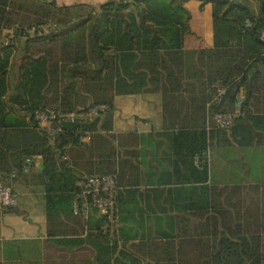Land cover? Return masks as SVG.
I'll use <instances>...</instances> for the list:
<instances>
[{
	"label": "trees",
	"instance_id": "obj_1",
	"mask_svg": "<svg viewBox=\"0 0 264 264\" xmlns=\"http://www.w3.org/2000/svg\"><path fill=\"white\" fill-rule=\"evenodd\" d=\"M195 1L213 7L207 48L186 49L190 15L178 0L95 7L0 0V39L12 32L25 40L13 93V45L0 47V174L19 171L27 157L41 159L39 172L15 183L41 188L48 238L41 260L2 261L0 247V264H264V183L209 184L208 162L211 147H264L258 35L264 18L234 0ZM247 20L253 23L244 29ZM218 84L225 95L211 103ZM140 93L160 95L170 152L169 178L153 182L156 187L142 181V191L130 179L139 173L130 160L135 151L127 150L138 147L139 136L112 133L114 97ZM239 93L244 100L234 126L219 130L211 123L207 130L213 114L233 111ZM88 99L85 108L107 105L109 111L92 123L67 125L54 138L32 119L39 108L73 112ZM87 131L90 141L82 145ZM94 174L115 175L120 188L113 242L101 234L97 212L86 224L72 214L80 176Z\"/></svg>",
	"mask_w": 264,
	"mask_h": 264
},
{
	"label": "crops",
	"instance_id": "obj_2",
	"mask_svg": "<svg viewBox=\"0 0 264 264\" xmlns=\"http://www.w3.org/2000/svg\"><path fill=\"white\" fill-rule=\"evenodd\" d=\"M60 6H71L75 4H85L90 6H99L110 1L116 0H54ZM190 3H184V7L193 12L190 17V34L185 38L186 49H201L213 46L212 19H210L211 30L207 34H200L204 26V17L200 16L197 9L190 8ZM197 12V14L194 13ZM197 32V33H195ZM114 110L112 112V133L114 134H137L139 136V145L137 148L127 149L135 151L130 160L139 164V173L137 176L131 175V180H139L137 187L140 191L146 186L142 181L150 182V187H156L153 182L165 176L169 178L168 160L170 159L169 142L164 136V122L161 107V97L157 93H140L134 95H118L113 99ZM262 147V146H258ZM252 147L251 149L258 148ZM122 149L120 152L123 153ZM124 155V154H123ZM238 156V155H237ZM39 163L41 159L37 157ZM209 162V150H208ZM247 165V162L245 163ZM225 164L224 166H226ZM228 166V165H227ZM228 168L234 169L233 165ZM249 169V168H248ZM228 170V169H227ZM40 171V170H39ZM37 171V172H39ZM249 173L240 175L218 174L220 178L216 181H222L220 184H263L264 182H254V177L260 174L259 169L254 172L253 168ZM226 174V176H224ZM259 175V176H260ZM244 177L248 178L246 181ZM210 178V162H209ZM126 180V179H125ZM228 180V181H226ZM209 184H211L209 179ZM215 184V185H220ZM168 186H166L167 188ZM14 191L18 195V208L11 209L0 215V247L2 261H38L43 257V246L47 238V222L43 201V193L40 187L16 182L13 185ZM143 206V205H141ZM144 207V206H143ZM145 219L146 216H144ZM147 224V223H146Z\"/></svg>",
	"mask_w": 264,
	"mask_h": 264
},
{
	"label": "built area",
	"instance_id": "obj_3",
	"mask_svg": "<svg viewBox=\"0 0 264 264\" xmlns=\"http://www.w3.org/2000/svg\"><path fill=\"white\" fill-rule=\"evenodd\" d=\"M256 6L254 18L259 14L264 18V0H247ZM258 8L260 10H258ZM252 21H245L243 28L252 26ZM259 39L264 43V27L258 30ZM226 89L221 84L216 85V94L211 103H220L223 100ZM244 97L239 93L236 97L234 109L231 112L215 113L207 119V130L212 129L211 123L216 129L229 130L241 116V106ZM109 111L107 105H92L87 108L78 109L73 112H63L55 106H46L35 110L32 119L49 138H54L63 131L64 127L73 124H88L100 118ZM81 144L86 145L90 141V133L84 132L81 136ZM41 163L37 157L24 159L19 171H12L6 177L0 174V215L5 211L18 206V195L13 189L15 181L20 175H27L40 170ZM115 175L94 174L80 176L76 191L73 195L72 214L79 217L86 224L91 215L97 212L103 218L101 234L110 242L118 240L119 230V208L118 191Z\"/></svg>",
	"mask_w": 264,
	"mask_h": 264
},
{
	"label": "rangeland",
	"instance_id": "obj_4",
	"mask_svg": "<svg viewBox=\"0 0 264 264\" xmlns=\"http://www.w3.org/2000/svg\"><path fill=\"white\" fill-rule=\"evenodd\" d=\"M178 1L181 3L186 2V1L184 2V0H178ZM234 1L248 5L252 9V12L255 13L256 6L253 3L247 0H234ZM187 2L190 3L189 4L190 8H192V6L199 7V5H201V3L195 0H188ZM202 7L204 8L203 10L197 9L198 13L201 14L200 16L204 17V26L203 29H201L202 31L200 32V34H207V32L211 30L212 23L210 24L209 22L210 19H212L213 7L209 4L204 5ZM188 12L190 17H192L193 12L190 10ZM194 13L197 14V12L195 11ZM212 33H213V26H212ZM24 41L25 40L23 38H15L12 32L5 33L3 38L0 39V47H10L9 45H13L10 47L12 54L10 58V70L8 75L10 93H13V88L19 81V67L21 64V60L25 48ZM91 103H92L91 99H88L86 105L81 106L79 109H83L86 106L90 105ZM102 118L103 116L100 117V119ZM242 156H244L247 165H245ZM209 162H210V182L213 185L222 183V181L219 182L216 181L218 180V178H220V176L218 175L220 173L224 174L225 172L228 171L227 172L228 176L232 175L231 173L245 175L246 172L248 173L250 172L249 171L250 168H253L255 173L256 170L259 169V172L262 174V175L259 174L260 176L257 174L256 177H254L255 179L254 182H259V181L264 182V147L263 146L254 149L248 148L243 151L238 149V147H233V148L211 147L209 149ZM225 164H227L228 166L233 165L234 167L233 171L231 168L229 169L227 165L224 166ZM224 176H226V174ZM242 180L243 182L244 180L245 182L249 181V177L248 178L244 177V179ZM17 208L18 206L14 209Z\"/></svg>",
	"mask_w": 264,
	"mask_h": 264
}]
</instances>
